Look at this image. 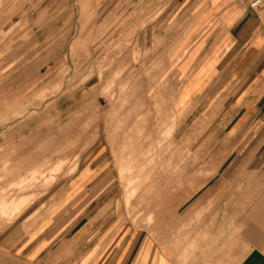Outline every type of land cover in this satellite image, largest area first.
Here are the masks:
<instances>
[{"label":"rangeland","instance_id":"1","mask_svg":"<svg viewBox=\"0 0 264 264\" xmlns=\"http://www.w3.org/2000/svg\"><path fill=\"white\" fill-rule=\"evenodd\" d=\"M138 2L0 0V264H26L10 245L72 209L67 184L81 165L110 183L93 207L134 223L153 222L176 187L168 77L181 58L180 5L140 24L149 7Z\"/></svg>","mask_w":264,"mask_h":264},{"label":"crops","instance_id":"2","mask_svg":"<svg viewBox=\"0 0 264 264\" xmlns=\"http://www.w3.org/2000/svg\"><path fill=\"white\" fill-rule=\"evenodd\" d=\"M249 2L136 5L149 7L140 24L177 5L183 21L181 58L168 77L177 90L169 97L177 117L176 187L149 212L154 221L94 208L110 183L86 163L67 184L72 209L26 229L10 253L26 264H264V20ZM84 169L88 175L78 180Z\"/></svg>","mask_w":264,"mask_h":264},{"label":"built area","instance_id":"3","mask_svg":"<svg viewBox=\"0 0 264 264\" xmlns=\"http://www.w3.org/2000/svg\"><path fill=\"white\" fill-rule=\"evenodd\" d=\"M249 7L255 12L261 11L264 8V0H250Z\"/></svg>","mask_w":264,"mask_h":264},{"label":"bare ground","instance_id":"4","mask_svg":"<svg viewBox=\"0 0 264 264\" xmlns=\"http://www.w3.org/2000/svg\"><path fill=\"white\" fill-rule=\"evenodd\" d=\"M75 167H76V166H75ZM75 171H76V168H75ZM19 181H20V180H19ZM18 183H19V182H18ZM14 197H15V196H14ZM25 198H26V197H25ZM13 199H14V198H13ZM6 201H7V200H6ZM11 201H12V200H11ZM11 201H10V203H11ZM24 202H25V201H24ZM7 203H8V202H7ZM12 203H13V202H12ZM15 204H16V203H15ZM24 206H25V205H24ZM11 207H12V206H11ZM24 208H25V207H24ZM24 208H23V209H24ZM5 209H6V208H5ZM16 210H17V208H16ZM18 210H19V211H17V212H20V210H22V209H18ZM11 211H12V210H11ZM14 211H15V210H14ZM23 212H24V211H23ZM21 213H22V212H21ZM19 214H20V213H19ZM19 214H18V215H19ZM17 217H18V216H17Z\"/></svg>","mask_w":264,"mask_h":264}]
</instances>
